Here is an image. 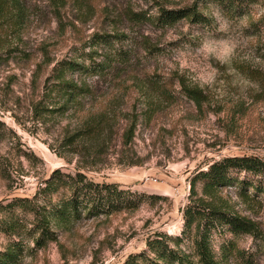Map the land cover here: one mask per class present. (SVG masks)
<instances>
[{
	"label": "rangeland",
	"instance_id": "rangeland-1",
	"mask_svg": "<svg viewBox=\"0 0 264 264\" xmlns=\"http://www.w3.org/2000/svg\"><path fill=\"white\" fill-rule=\"evenodd\" d=\"M26 2L31 15L16 42L28 57L0 58V264H124L148 253L160 233L183 237L179 249L196 264L185 210L198 198L254 224L253 233L235 234L203 222L216 261L264 264V169L231 170L230 183L212 196L204 194L202 180L191 190L196 177L224 158L264 162V71L235 64L259 85L246 96L220 66L222 83L201 90L200 104L184 92L195 88L175 52L210 27L202 0ZM217 2L243 21L264 59V0ZM162 10L198 16L167 25L158 21ZM98 35L107 38L96 43ZM64 60L99 69L68 76L89 90L65 109L53 77ZM88 125L99 129V139L73 137ZM57 170L116 184L138 206L76 214L68 206L69 185L49 196L40 192ZM18 199L35 208L25 211Z\"/></svg>",
	"mask_w": 264,
	"mask_h": 264
},
{
	"label": "trees",
	"instance_id": "trees-1",
	"mask_svg": "<svg viewBox=\"0 0 264 264\" xmlns=\"http://www.w3.org/2000/svg\"><path fill=\"white\" fill-rule=\"evenodd\" d=\"M31 8L26 0H0V58L14 59L28 57L26 53L19 49L16 40L21 38V33L29 22ZM197 13L191 10H162L158 21L163 24H173L176 20L187 17H197ZM106 35L96 36L94 39L105 41ZM22 41V39H20ZM15 46V47H14ZM3 55V56H2ZM91 64L76 63L72 60L58 62L53 69L54 80L57 81L58 91L63 94L65 103L62 107L65 109L72 102H76L84 93L88 92V87L76 81L68 79V76L74 73L90 74L98 73V67ZM184 92L196 103L203 101V92L198 88L189 89L184 87ZM42 113L49 112L50 109L41 108ZM85 132V133H84ZM87 132V133H86ZM98 134V135H97ZM98 139L100 138L99 129L88 125L87 129L79 130L74 133L75 137ZM93 137V138H92ZM264 169V162L256 157H228L209 167L206 173L193 180L191 190L195 191L196 182L203 181V192L206 196L214 195L213 192L221 186L230 183L229 172L231 170H240L247 172H259ZM59 170L54 171L50 179L45 182V186L40 192L48 196L56 192L62 185H69L73 189V194L68 199V206L76 214L80 209L99 210L105 213L117 211L123 208H136L137 201L133 196L121 190L116 184H99L93 181H87L86 177L78 173L77 177H65ZM16 202L25 211H32L35 207L29 204L27 199H18ZM213 201H207L204 198H198L189 204L185 210V219L188 232L195 231L194 244L196 250V264H220L209 248L207 231L202 230V224L218 222L229 228L235 234L253 233L254 224L246 218L228 213L222 207L216 206ZM35 206V205H34ZM37 209L34 210V212ZM79 216V214H78ZM186 236V232L183 231ZM188 235V238H192ZM183 237H170L166 233H160L148 242L149 252H143L129 256L124 264H193L189 256L180 251L179 245ZM174 242V246L171 245Z\"/></svg>",
	"mask_w": 264,
	"mask_h": 264
},
{
	"label": "clouds",
	"instance_id": "clouds-1",
	"mask_svg": "<svg viewBox=\"0 0 264 264\" xmlns=\"http://www.w3.org/2000/svg\"><path fill=\"white\" fill-rule=\"evenodd\" d=\"M203 15L211 22L210 27L198 30L195 44L179 47L175 55L179 69L184 72L191 87L202 91L214 88L220 80L219 67L232 77L233 87L245 96L258 88L256 81L240 72L235 64L249 66L252 70L264 71V59L257 55L253 37L245 32L243 21L233 20L220 7L217 0H202Z\"/></svg>",
	"mask_w": 264,
	"mask_h": 264
}]
</instances>
